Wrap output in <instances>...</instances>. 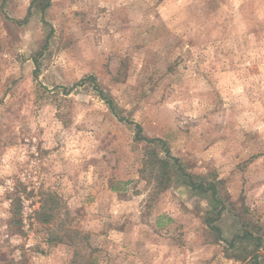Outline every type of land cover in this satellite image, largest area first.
<instances>
[{
    "label": "rangeland",
    "instance_id": "obj_1",
    "mask_svg": "<svg viewBox=\"0 0 264 264\" xmlns=\"http://www.w3.org/2000/svg\"><path fill=\"white\" fill-rule=\"evenodd\" d=\"M137 124L219 199L144 178ZM236 209L264 226V0H0V264H253Z\"/></svg>",
    "mask_w": 264,
    "mask_h": 264
},
{
    "label": "trees",
    "instance_id": "obj_2",
    "mask_svg": "<svg viewBox=\"0 0 264 264\" xmlns=\"http://www.w3.org/2000/svg\"><path fill=\"white\" fill-rule=\"evenodd\" d=\"M33 4H31L30 10ZM29 14L24 21H27ZM36 63L35 73L38 71V59L34 58ZM101 91V90H100ZM105 98V96H103ZM108 103L112 106L111 100ZM137 139L145 140L151 144L150 149L147 151L146 156L143 160V166L141 172L143 177L149 182H153L158 190H164L171 186L175 176L177 175L179 181L193 190L198 192L207 193L211 192L212 197L218 200V190L216 182H208L202 177L196 178L192 174L185 172V169L177 163V158L171 156L170 150L163 144L165 155H160L157 152V145L163 143L160 138L149 139L141 135V127L137 124ZM157 144V145H156ZM153 147V148H152ZM155 147V148H154ZM180 173V175H179ZM43 206L38 214L39 220L43 223H50L58 218L61 212V206L59 205V198L56 194L47 193ZM17 207L15 213H17ZM236 216L239 218L240 228L233 234L229 241L231 247H236L239 244V248L236 253H231L233 258L244 260L248 259L253 264H262L264 262V254L261 250H264V226L259 224L254 219L250 218L244 211L235 210ZM61 229V233L51 241H57L59 243H66L75 246L77 256L75 261L80 258V245L84 244V241L88 240V235L83 233L70 225L66 224L65 220H60L57 223ZM220 228H216L215 231L220 234ZM252 245V248H249ZM74 264V263H73Z\"/></svg>",
    "mask_w": 264,
    "mask_h": 264
}]
</instances>
